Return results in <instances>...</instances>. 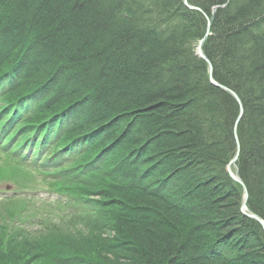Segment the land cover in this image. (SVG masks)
I'll return each instance as SVG.
<instances>
[{
  "label": "trees",
  "instance_id": "trees-1",
  "mask_svg": "<svg viewBox=\"0 0 264 264\" xmlns=\"http://www.w3.org/2000/svg\"><path fill=\"white\" fill-rule=\"evenodd\" d=\"M188 1L245 106L236 169L264 219V0ZM207 26L184 0H0V150L65 206L0 217V264H264Z\"/></svg>",
  "mask_w": 264,
  "mask_h": 264
},
{
  "label": "rangeland",
  "instance_id": "rangeland-1",
  "mask_svg": "<svg viewBox=\"0 0 264 264\" xmlns=\"http://www.w3.org/2000/svg\"><path fill=\"white\" fill-rule=\"evenodd\" d=\"M226 5H227V3L225 5H220V6H217V7H222L223 8ZM192 6L194 7V10H197L198 6H195V5H192ZM258 6H260V5H258ZM216 10L214 9L213 15H214V12H216ZM259 10L260 9L258 7H256V9L254 10V14L253 15L254 16L255 15H259V13H260ZM257 12H259V13H257ZM203 14L207 18V22H208V26H207L206 32H208V34H209L208 36H210L211 35V32L209 30H211V26H209V22L212 25V18L209 17V15L206 14V13H203ZM202 40H205V37ZM205 43H206V41H205ZM199 46H200V44L198 43L197 44V47H196V50H195L196 51V55L199 52ZM201 46H203V45L201 44ZM202 51L203 50L201 49V52ZM198 57H200V56H198ZM213 68H214V65H213ZM209 77H210V82L213 85H215L216 87H219L221 89H224V88H222L221 86H218V85L224 86L225 87L224 90H227L228 92H230V94L232 96H234V98L236 99V101L239 104V109H240L239 110V115H238V117H237V119L235 121V124H234V135H235V143L237 145V147H236L237 149H236V152H235L234 156L229 161V163H228V165H227L226 168H227V171L228 172H229V168L233 172H236V174L242 180V182L244 184V185L241 186V187H243V194L245 196V190L247 189L248 194H249L248 195V201H249L250 192H249V189L247 187V184L242 179V177L239 175V173H238V171L236 169V166H238V163H239L238 161H239L240 155H241V140H240V137H239V134H238V126H239L240 121L244 117V114H245V106H244L243 102L241 101L240 96L238 95V93H236L230 87H226L222 83L216 81L212 76H210V70H209ZM132 100H134V99H132ZM255 102H258V101H255ZM261 103H263V102H261ZM261 103H256L255 106L259 107L261 105ZM198 126H199V124H198ZM199 163H202V162H199ZM8 166H10V165L6 164L5 156H3L2 154H0V167H2L1 170L5 171L7 173L3 177H1V175H0V177H1L0 178V212L2 213V215H0V217L2 219L4 218V219L8 220L7 222L11 223V219H13V216L11 214L12 212H14V211L15 212L16 211L22 212V210H24L27 206H28L27 209H34V208L43 207V206H45L44 205V202L41 201V199H39V198H41V197H47V196H49V194L48 193H45L43 191H40L39 194H38V197L39 198L36 199V200H32L31 199L30 201H29V198H27L28 199L27 200L25 197H23V198H17V199H14L12 201H10L9 199H7V198H9V197H11L13 195H16L15 193L18 190V187H37L36 189H39V188H43V187H47L48 186V184H44L42 181L41 182L39 180L37 181V178H38L37 175L38 174L35 173L34 170L29 169V168H20L18 166H12L11 168H9ZM18 172H21V173L18 174ZM229 175H230V173H229ZM232 179L236 183H238L240 185L241 182H239L238 180H235L233 177H232ZM10 185H13V186L9 189L8 187H10ZM17 192L20 193V191H17ZM1 200H6V201H1ZM243 200H244V197H243ZM248 201H247V209H248L247 211L250 212L249 206H248ZM3 202H5V203H3ZM27 202L29 203V205H28ZM242 207H243V202H242L241 208H240L241 212L243 213ZM253 213L256 214L255 212H253ZM26 215H28V214L26 213ZM244 215H246V214H244ZM256 215H258L259 217H261L259 214H256ZM16 217H18V216H16ZM246 217H249V216L246 215ZM249 218H251V217H249ZM251 219L257 221L254 218H251ZM257 222L260 224V226H262V229L264 231L263 225L259 221H257ZM69 224H71V223L69 222ZM64 225H65V227H67V223H63L62 224V226H64ZM71 225H73V224H71ZM29 228L31 229L30 226H29ZM44 230L51 233V232H53L55 230V227H52V228H49V229H44ZM65 230H67V228H65ZM126 244L127 245H133V243H131V242H127Z\"/></svg>",
  "mask_w": 264,
  "mask_h": 264
},
{
  "label": "bare ground",
  "instance_id": "bare-ground-1",
  "mask_svg": "<svg viewBox=\"0 0 264 264\" xmlns=\"http://www.w3.org/2000/svg\"><path fill=\"white\" fill-rule=\"evenodd\" d=\"M184 4H185V6L188 8V9H192V10H194V7L189 3V1L188 0H184ZM218 7L217 6H215L214 8H213V10L215 9H217ZM197 10L198 11H201V12H203V13H205L199 6H198V8H197ZM217 11V10H216ZM210 26H211V24H210ZM210 32H211V30H209ZM209 34H207V32L205 33V35L199 40V44H200V46H199V52H198V56H200L201 57V59H203L207 64H208V66H209V70H210V76H212L213 78H214V68H213V64H212V61H211V59L209 58V56H208V54H207V52L205 51V48H204V45H205V41H207V39L209 38V36H208ZM205 37V40H202L203 38ZM201 44L203 45V46H201ZM201 49L203 50L202 52H201ZM211 66H212V68H211ZM212 78V79H213ZM240 185L242 186L243 185V183H240ZM251 213H253V211H250ZM262 219V218H261Z\"/></svg>",
  "mask_w": 264,
  "mask_h": 264
},
{
  "label": "water",
  "instance_id": "water-1",
  "mask_svg": "<svg viewBox=\"0 0 264 264\" xmlns=\"http://www.w3.org/2000/svg\"><path fill=\"white\" fill-rule=\"evenodd\" d=\"M209 26H210V22H209ZM207 34H208V32H207ZM211 68H212V66H211ZM218 86H221L222 88L225 89V87L222 86V85H218ZM236 97H237V96H236ZM229 173H230V175H231L235 180H238L239 182L243 183L242 180L239 178V176H238L235 172H233L230 168H229ZM243 185H244V184H243ZM248 195H249V194H248V191H247V189H246V190H245L244 200H243V207H242L243 213L246 214L247 216L251 217V218L256 219V220L259 221V222L263 225V227H264V220L261 219V217H259L258 215L254 214V213H251V212L247 211V210H248V209H247Z\"/></svg>",
  "mask_w": 264,
  "mask_h": 264
}]
</instances>
